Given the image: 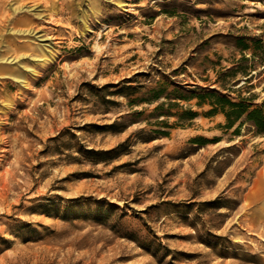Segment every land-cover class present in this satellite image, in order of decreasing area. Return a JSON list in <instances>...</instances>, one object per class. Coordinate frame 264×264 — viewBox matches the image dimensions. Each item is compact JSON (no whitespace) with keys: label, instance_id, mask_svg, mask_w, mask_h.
<instances>
[{"label":"rangeland","instance_id":"rangeland-1","mask_svg":"<svg viewBox=\"0 0 264 264\" xmlns=\"http://www.w3.org/2000/svg\"><path fill=\"white\" fill-rule=\"evenodd\" d=\"M199 85L264 102V0H0V264H264V134Z\"/></svg>","mask_w":264,"mask_h":264},{"label":"trees","instance_id":"trees-1","mask_svg":"<svg viewBox=\"0 0 264 264\" xmlns=\"http://www.w3.org/2000/svg\"><path fill=\"white\" fill-rule=\"evenodd\" d=\"M243 48H247V46ZM230 70L231 68L228 69V71ZM129 88L133 87L129 86ZM154 95L155 98L160 97L158 92H155ZM192 97H197V104L199 106H209L205 114L212 115L218 112L222 113L226 119V127H233L236 125L234 130L239 131L242 125L248 124L250 127L249 129L254 134H264V102L261 104L253 103L251 98L241 95H238V98H233L229 93L220 91L217 88L200 85L199 93ZM163 106L164 102H160L155 106L154 110H161ZM185 112V117L187 119H193L200 114L191 108L185 110ZM160 114H163V112H160ZM159 121L163 122L162 119Z\"/></svg>","mask_w":264,"mask_h":264}]
</instances>
